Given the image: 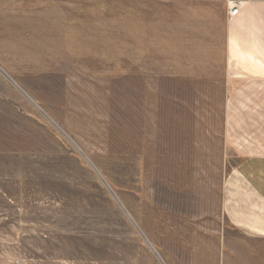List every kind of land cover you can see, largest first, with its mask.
Instances as JSON below:
<instances>
[{"label":"rangeland","instance_id":"obj_1","mask_svg":"<svg viewBox=\"0 0 264 264\" xmlns=\"http://www.w3.org/2000/svg\"><path fill=\"white\" fill-rule=\"evenodd\" d=\"M218 3L0 0V264H221L238 155Z\"/></svg>","mask_w":264,"mask_h":264},{"label":"crops","instance_id":"obj_2","mask_svg":"<svg viewBox=\"0 0 264 264\" xmlns=\"http://www.w3.org/2000/svg\"><path fill=\"white\" fill-rule=\"evenodd\" d=\"M206 1L221 6L226 69L238 81L225 124L238 161L225 183L222 209L242 243L229 246L221 264H264V0ZM227 2L242 3L233 17Z\"/></svg>","mask_w":264,"mask_h":264},{"label":"built area","instance_id":"obj_3","mask_svg":"<svg viewBox=\"0 0 264 264\" xmlns=\"http://www.w3.org/2000/svg\"><path fill=\"white\" fill-rule=\"evenodd\" d=\"M227 1V0H226ZM228 3V16L229 17H233L237 14L239 8L241 7L242 3H230L231 5H229Z\"/></svg>","mask_w":264,"mask_h":264}]
</instances>
